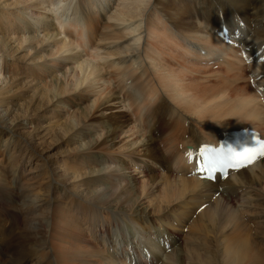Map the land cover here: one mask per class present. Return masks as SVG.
<instances>
[{"label":"bare ground","instance_id":"1","mask_svg":"<svg viewBox=\"0 0 264 264\" xmlns=\"http://www.w3.org/2000/svg\"><path fill=\"white\" fill-rule=\"evenodd\" d=\"M118 1L116 7H113L114 11L111 13L110 0H64L61 9L59 8L58 12L54 14V17L52 15L54 9L51 11V7L48 5L51 4L50 1H48L47 5L46 1L43 0H12L10 4L4 5L0 3V10L6 11L8 8L7 11H9L5 13L0 12V34H3L4 36L3 38H0V57H2V67L9 68L7 62V59H9L10 63L21 65L23 68L21 73L16 76L12 74L10 78L0 84V128H8V134H10L9 143H7V141L4 142V144L7 143L5 144V148L11 154L14 151L17 152L16 150L19 152L23 148L26 153L30 154L36 147V144L33 141V136L30 140L24 137L20 138V133L18 132L20 126H18L17 123L10 122L13 112L22 109H18L20 107L19 102L24 96V93H22L21 90L24 89L30 91L31 89L32 93L30 92L31 94L29 93L28 96L30 97L32 95V97L27 106H30L32 103L35 104V102H37L36 104L43 103V101L46 100V102H44L36 111H33L38 117V122L44 121L43 125L36 127V129H42L41 131L45 133L44 136L53 133L62 136L64 139H68L67 143L74 145V147L68 154L66 160L70 157L73 158L75 152L81 155L84 153L89 159L86 163L89 162L88 165L91 166L82 171L74 167H68L67 170H58V168H56L51 171L53 180L50 182L48 181V184H46L44 188L40 187L41 190L39 192H35L32 195L29 191L24 193L23 196L25 197H23V204L21 207L23 210L16 215L13 213V216L17 218L16 221L14 220L16 223L15 229L18 231L17 235L21 238L17 240L14 239V241L0 239V246H3L2 249L0 247V264H54L47 248L48 240L53 238H50L47 232L43 233L45 235L44 238L38 237L41 233V226L44 223L43 219H46L47 221L48 217H51L52 224L51 221H49L44 227L51 229V225V227L55 228L57 231L55 232L57 235L64 237L60 245L63 249L64 257L55 255V259L58 264H69L71 263V256L73 254H69L66 251V235H70L71 238L78 240L84 238V236H89L86 233L87 230L88 232L93 230L96 235V240L98 242L103 241L105 236L102 234H104L103 232L105 230H108L106 223L109 225L113 224V222H106L103 216L107 214L108 217H113L114 214L117 215L120 212L124 213V215L121 216L123 217L122 222L117 225H112L114 226V229L118 228V230L128 229L130 231H138V229H133L131 224L126 220V217H132L133 219H140L141 223L145 222L146 224H154L159 230H163V228L160 229L161 227H164L166 230V235L160 236L157 234L155 238H152L149 243H146L145 246H142L141 248L142 251L149 254L152 263L156 262V260H162V263L168 264L174 260L175 254L180 260L185 261L186 252H183V249H181L182 247L180 248L178 246L177 250H173L169 252V254L167 253L170 245L174 240H178L179 235L171 232V229L169 228L170 226L166 220L157 218L155 214L157 209L159 214L169 212L172 217L175 218L177 214L174 210L171 211V207L174 205L176 206L178 203L177 201L183 203L185 196H190L188 197L189 200H185L187 202L185 203L184 201L185 204L183 203L182 206L184 207L189 202H195L196 207L199 206L201 209L197 214L200 216V220L207 219L211 222H217L219 226H230L239 221L237 215L241 214V212L253 216L255 211L253 212L252 209L255 206L257 210L260 208V206L256 204L255 198L251 195L252 191H255L251 190V187H257L258 185L259 188H263L264 156H260L257 159V162L253 165L241 168L239 171H229L223 179L220 178L219 175H216L215 181L209 180L206 177L204 179L202 178V174H200L198 169V160L200 158V149L203 147L204 143H209L218 147L221 139L227 132L232 130H257L262 134L261 137L264 139L263 106H259L257 104L259 101L255 102L256 99L252 101L245 100L242 103L237 102L235 107L233 105V108H235L237 112H235L236 110L231 112L238 115L239 112L241 114L244 110V112H246L244 115L248 116L244 119H251L248 120L249 123H242V120L239 121L241 123L238 124L228 123L229 120H227V123L216 122V120L221 121L222 119L223 121L225 118L228 119L227 117L231 115L230 113L228 114L230 111L224 107V110H227L226 114L224 111L221 112V105L217 104L218 100L216 102L211 100L215 102V109L211 110L210 105H200L196 102V98L193 99H196V101H192V98L189 99L188 97H182L184 96L183 93L185 91H193L195 87L192 86L197 87L198 85L194 83V85L182 86L181 83L184 78H181L178 73L174 72L169 67L166 68L165 65V56L169 55L167 52L169 49L168 46L175 48V46L178 45L180 46L179 51L183 53V56L184 54L191 56L188 60V67H192L191 70H195L197 73L203 69H207V66L205 67L204 65L209 62L208 59L210 58H221L224 56L223 59H225V61H230V59L236 61L237 58L230 57L236 55V53H243L246 57L250 59L255 58V61H257L252 66L253 75L263 76L264 42H257L255 35H253L254 30L252 27H246V25L243 24L244 28H241L239 25L233 23L239 19V16L235 15V12L239 13V6H237V8L234 6L239 0H213L215 3H218L219 6H225L223 15H221V13H214V18L209 17L205 21H203V19H206L207 15H211L206 11L205 3H209L212 0H196L195 9H192V11L189 10V8L182 10V16L185 18L184 22L187 25L192 26V29H189L188 33L184 35L177 32L173 37L169 35L170 30L167 29V33L165 34V29L163 27L161 29L158 28L156 21L159 17H165L157 12V5H161L165 8L166 12H168L173 9L170 7V5L173 4L172 0H165V2L161 0ZM187 1L190 2V0ZM250 1V3H252V0ZM260 1L262 0H255V4H253L254 7L252 8L249 6V2L247 4L249 6V12L259 11V14L255 15L257 20L256 25L264 28V2H262L261 8H258L256 5ZM107 2H109L108 6L105 9H102ZM160 2H163L164 4H160ZM13 4L14 6H12ZM148 7L151 8V17L153 20L148 18L147 22L146 13L149 10ZM10 9H14V11ZM187 13H190L192 17ZM70 15L72 17V20L70 19L71 23L68 21ZM91 18L94 21H91ZM159 24L162 26L163 22L160 21ZM36 25L38 29L40 26V31H38L37 27L35 29ZM77 25H81L79 32L76 28ZM97 25L101 26L103 32H99L100 29L95 27ZM95 29H97V31H95ZM6 30L14 32V35H16L17 31L18 33L23 32L27 37L16 38L17 35L15 37H10V35L6 36ZM219 32L228 37L230 43L227 44L223 41V36L220 38L218 34ZM83 33L87 34V39H85L86 37L81 38L82 40H85H83L84 42L72 41V36L78 38ZM39 34H42V36L40 35L41 37H39ZM61 35H63V37H60ZM98 35H100V37L97 39V43L102 45L101 49H99V47L96 48L95 46L92 47L95 51L93 59L81 58L82 54L80 53L81 50L79 51V48L84 47L82 49L85 51V47L90 46L89 43L93 41H91V39H96ZM24 44L28 47L27 49L23 48ZM52 47H54V49ZM29 50L30 52L28 55L25 53L27 55L25 59H22V56L25 54L19 56L20 52H28ZM225 55H227V57ZM50 59L54 61L50 62ZM193 59H195L199 65L203 66L198 67L197 65H194L195 63L191 64ZM64 65H67L65 68V74L61 76L62 78H59V71L64 69ZM150 69H152L151 73L153 78H150ZM68 70H70L69 75L73 74L74 77L77 72V77L73 78L74 88L71 91H67L65 88L63 89L64 86H62L66 81L65 79L69 77L67 75ZM185 70L188 72V69L185 68ZM40 72H42V75L50 77V90H48V86H45V88H47L45 91L39 89V82L35 79L40 76ZM103 73L105 77H107L109 73H112L115 76V79H120V82L117 81L120 84L129 81L132 82L134 80V89L129 93H126L125 90L122 91L125 93L123 95L121 94L122 92L116 93V91H113V88L111 89L108 87L109 85L107 87L103 86V88L102 85L104 84H100L101 82H104ZM190 77H192V75ZM256 78L257 77L255 76L254 79ZM154 79L157 81H153ZM155 82L158 83L159 88L161 87L165 92H169V94H171V99L175 100L178 105L180 104L179 106L184 111L194 114V112H192L195 111L193 108L196 110L201 108V110L197 112L195 111L196 115L205 114L204 116L208 120L216 123L212 124L209 121L211 125L208 126L209 123L207 121L208 125H205L206 129L204 130L209 138L207 141H204L203 139L202 142L201 137L198 135L199 133L193 131L191 128L187 130V133L189 132L191 135L189 137H192L194 146H192L193 144L190 145L188 142H184V144L182 143L181 145L182 147L184 146L183 150H180V146H177V144L176 146L170 144L171 147H173L171 153L163 149L171 155L167 157L168 160H165L167 161V167L169 168L170 174L163 179L165 188L161 197L155 198L152 202H147L149 205L145 206L141 201L139 202L138 199L130 198L136 203L134 210L132 211L128 209L125 211H118L116 210V207L118 206L114 203L122 202L119 195L120 192L125 189V191H130L129 194H133L137 185L136 183H139L137 181L138 179L140 180L139 177L142 176V174H129L127 176L128 171L125 163H133L134 158L137 157L141 162L140 166H142L150 161L149 159L157 158L158 151V147L154 145L151 136L152 134L144 136L136 128H128V126H130L127 125L128 119L125 118V121L123 120L126 115V111L123 110V107L127 106L130 109L132 108V113L143 114V94L145 92H152V95L154 96L153 101L156 102V105L159 102V104H161L163 97L159 95V99H157L156 92L160 91V89L155 85ZM257 86L264 91V84L260 83L257 84ZM99 88H101V91L95 94V96H99L97 99L99 104L97 105L95 100V102L93 101L91 105L87 106L89 116L85 117V115L80 112V109H75L70 114L72 120L63 122L56 120L59 115L55 113L62 112L66 107L70 106L68 102L61 101L64 99V96H76V93H83V95H86L87 92L92 93L94 90H100ZM196 91L193 92L196 93ZM200 97L199 99H201ZM212 97L214 98V95ZM215 97L218 99V96ZM251 99L253 98L251 97ZM70 100H79V98H72ZM203 103L206 104L207 102ZM252 103L254 106L250 109ZM164 104L166 105V103H163L164 111H166L167 108L165 109ZM103 108L105 111L101 110ZM107 110L109 111L108 113L113 116L109 117L108 115L110 114L105 113ZM97 111H99L100 114H96V116H100L101 120L96 124V122H92V118L95 117L94 113ZM167 114L168 116L165 118H167L168 122L166 123H169V120H176L182 117L181 112L178 111L177 108L176 110L172 108L170 111H167ZM244 115L242 114L240 117H236L237 119H243ZM178 121L177 123L180 124ZM120 139H128L126 153H122V157H120L122 160L121 166L112 169L110 165H102L106 167L101 166V168H99L102 163L105 164L104 162L107 157L99 159V154L97 153L98 146L103 142V144H106L107 147L111 148L113 144L118 143ZM168 140L170 141V139ZM0 143H2L1 138ZM164 143L166 145V142ZM14 145H17V148L19 149L14 148ZM113 152L114 151L112 150V153ZM31 157L32 154L28 158L29 161L31 160ZM109 161H111L112 164L114 163L110 157L107 159V163H109ZM145 166H148V163L145 164ZM63 167L67 168V166ZM109 174L113 175L111 180L107 178V175ZM4 176L5 174L3 176L0 175V181L3 180ZM41 177L42 172L36 174L34 178L39 179ZM56 178H58V181ZM124 178H129L128 184L130 186L124 185L123 189H117L116 187L119 185V181ZM158 179L161 180V176H158ZM64 187H66V190ZM143 188L146 189L147 186H144ZM219 189L221 190L219 191ZM56 191L60 193L62 198L51 196V192ZM192 195H197L200 198L195 199V197H191ZM26 199L28 200L25 201ZM62 199L65 201H72L73 203L76 202L79 205L78 208L74 206L76 208L72 210L70 218H66L64 214L59 216L55 213L57 207L55 200ZM192 205L194 207V204ZM2 206L0 203V208H2ZM77 209H83L84 223L78 218L79 212ZM263 210L264 209H262V211ZM74 211H76L75 215ZM262 214H264V211ZM89 215H91L90 218L92 219L88 218ZM189 215L190 214H188V216ZM258 217L256 219L258 220L257 223L263 226L262 223L264 221L262 219H260V221ZM153 219L156 220L153 221ZM20 221L23 222V224L20 223ZM78 224H81L83 229H79ZM119 224L122 225L118 226ZM83 230L85 232H83ZM88 241L89 240L87 239V242ZM105 242L107 243L108 241ZM238 247L244 252H247L248 248L244 241L240 242ZM110 249L111 251L109 253L102 252V255L92 247L79 253H82V257H97L96 262L105 260L106 264L132 263L131 256L127 262L118 255L114 244L111 243ZM125 250V247H123L121 252L125 253ZM131 251L135 255L136 249L133 248ZM59 252L60 250L56 249V253ZM225 255H230V252H226ZM139 256L140 259L147 258V256H145L144 253H141V251L136 254V258L138 259ZM138 261L139 260H133L135 264ZM145 262L146 261L143 263L145 264Z\"/></svg>","mask_w":264,"mask_h":264},{"label":"rangeland","instance_id":"2","mask_svg":"<svg viewBox=\"0 0 264 264\" xmlns=\"http://www.w3.org/2000/svg\"><path fill=\"white\" fill-rule=\"evenodd\" d=\"M43 1H46V5L48 4V1L51 2V4H48V5L51 7V11L54 9L52 12L53 17H54V14L56 12H58L59 8L61 9V6L64 3V0H60V1H58V0H48V1L43 0ZM116 1L110 0L111 13L114 11V8L116 7L117 3L119 2L118 0H116ZM161 1L165 2V0H161ZM11 2H12V0H1L0 1V3L2 5L10 4ZM248 2L250 3L251 1L250 0H239V2H237L234 5L236 8H237V6H239V13L235 12V15H238L239 19H237L233 23L239 25L241 28H244L243 24H245L246 27H248V26L252 27L254 30L253 35H255L257 42L258 43L264 42V28H261V27L256 25L257 20L255 18V15L259 14V11H250L249 12V6L251 8L254 7L253 4H255V0H252V3H250L249 6L247 4ZM262 2H264V0H262L256 4L258 6V8L262 7V5H261ZM108 3L109 2H107L106 5L104 6V8H102V9H105L108 6ZM172 3L173 4H171L170 7L173 9L169 10L168 12H166L165 8H163L161 5H159V4L157 5V7H156L157 12H159L165 16L164 18L159 17L158 20L155 19L157 21V26L160 29L163 27L165 29L164 30L165 34L167 33V29L170 30L169 35L172 37L175 36L177 34V32L181 35H184V34L188 33L189 29H192V26H189L184 22L185 18H184V16H182V10L189 8V10L192 11V9H195L196 0H190V2H188L187 0H172ZM160 4H164V3L160 2ZM12 6H14V4ZM0 7H1V5H0ZM205 7H206V11L208 13H210L211 15H207V18L203 19V21L207 20L209 17L214 18L215 17L214 13H216V14L221 13V15H223V12L225 9V6H223V5L219 6L218 3H215V1H213V0L210 1L209 3H205ZM148 9L149 10L146 13V15H147L146 21L147 22H148V18L152 19V17H151L152 11L150 10L151 8L148 7ZM7 10H8V8H7ZM7 10L6 11L0 10V12L1 13L9 12ZM10 10L14 11V9H10ZM187 14L190 15V13H187ZM248 15H249V17H248ZM252 16H253V18H252ZM190 17H192V16L190 15ZM201 18H203V17H201ZM70 19L72 20L71 15H70V18L68 19V21H70V23H71ZM91 21H94V20H92V18H91ZM160 21L163 22L162 26L159 24ZM55 22H56V20H55ZM152 24H154V23H152ZM55 25H56V23H55ZM97 26H95V27L99 28L101 30V31L99 30V32L100 33L103 32L101 26L100 25H97ZM36 27H37V25L35 26V29H36ZM76 28L78 29L77 31L79 32V30L81 29V25L80 26L77 25ZM37 29H38V27H37ZM40 30L41 29L39 26L38 31H40ZM95 31H97V29H95ZM5 35L6 36L10 35V37L11 36L15 37L17 35L16 38L17 37L18 38L19 37H23V38L27 37V35L26 34L24 35L23 32L18 33V31H17L16 35H14V32H9L8 30H6ZM40 35L42 36V34H39V37H41ZM3 37H4L3 34H0V38H3ZM60 37H63V35H61ZM99 37H100V35H98L96 39L92 38L91 41L92 40L93 41L91 43H89L90 46L85 47V49H86L85 51L82 49L84 47L79 48V51L81 50L80 53L82 54L81 58H83V59H86V58L87 59L88 58L93 59L94 58V55H95L94 52L95 51H94V49H92V47H94V46L96 48L99 47V49H101V47H102V45H99V43H97V39ZM71 38H72V41L84 42L85 40L83 39L84 40L83 41L81 38L87 39V34L83 33L78 38H76L74 36H72ZM220 38H222V37H220ZM225 42L227 44L230 43L229 40L225 41ZM168 47H169V49L167 50V52L169 53V55L165 56L166 68L169 67L174 72L178 73L181 78H184L183 82L181 83L182 86H190L191 84L194 85V83L198 85L197 87L192 86V87H195L193 91H196V89H197L196 93L193 92L192 90L185 91L184 92L185 94L183 93L184 96H182V97H185V98L188 97L189 99L192 98L191 99L192 101H196V99H197L196 102H198L200 105H203V104L204 105H210L211 110L215 109L214 103L218 100L217 104L221 105L220 106L221 112L224 111L226 114L227 110H224V107H226L230 111V112H228V114L230 113L231 115L228 116V114H227L228 119L225 118L223 121H222V119H221V121L216 120V122L227 123V120H229L228 123L238 124V123H241L239 121L242 120V123H246V124L249 123L248 120H251V119L250 118L244 119V118L248 117L247 115H244L246 113V112H244V110L242 111L241 114L239 112L238 115H236V113H234V114L232 113L233 111L236 110L235 108H233V105L235 107L237 105V102L242 103L245 100L252 101V100L256 99L255 102L259 101V102H257V104L259 106L262 105L264 108V91L261 90L262 88L260 89L259 86H257V84H260V83L264 84V75L263 76L253 75L252 66L257 62V61H255V58L250 59V58L246 57L243 53H241V54L236 53V55H233L232 57H230V58H237L236 61H233L231 59H230V61H225V59H223L224 56L221 58L220 57L219 58L213 57V58L208 59L209 62L204 65L205 67L207 66L206 67L207 69H203L204 71L202 70V71L197 73V72H195V70H191L192 67H188V65H189L188 60L191 56H189L187 54H184V56H183L182 55L183 53L179 51L180 46L177 45V46H175V48H172V46H168ZM23 48L27 49L28 47H26V45L24 44ZM49 48H50V46H49ZM52 48L54 49V47H52ZM82 50H83V52H82ZM29 52H30V50L28 52H24V51L20 52L19 56H22L25 53H27V55H28ZM27 55L26 54L23 55L22 59H25V57ZM227 55H225V56L227 57ZM51 61L53 62L54 60L50 59V62ZM7 62H8L10 69L2 67V57H0V84H2L3 81L10 78L12 76V74H14L16 76L17 74L21 73V71L23 69L21 65L10 63L9 59H7ZM191 62H190L191 64L195 63L194 65H197L198 67L203 66V65H199L197 63V61H195V59H193ZM66 66L67 65H64V69H61L59 71L60 72V74L58 75L59 78H62L61 76L65 74ZM68 67H71V66H68ZM185 68L188 69V72L185 70ZM151 71H152V69H150V71H149L151 74L150 78H153ZM69 74H70V70H68V74H67L69 77L66 78L65 79L66 81L62 84V86H64L63 89L65 88L67 91H71L74 88L73 87V85H74L73 78L77 77V72L75 74V77L73 76V74H71V75H69ZM39 75L40 76L35 79L36 81L39 82L38 83L39 89L41 91H45V90H47V88H45V86H48L49 87L48 90H50L51 89V87L49 85L50 84L49 83L50 77H46L45 75H42V72H40ZM191 75H192V77H190ZM255 76L257 77L256 79H254ZM196 77H197V79H196ZM103 79H104V82L100 83V84H102V83L104 84V85H102V87L103 86L107 87L109 85L108 87H110L111 89L113 88V91H116V93L122 92L124 90L126 91V93H129L130 91H132L134 89V85H133L134 80L132 82L129 81L127 83L120 84L119 83L120 79H118V78L115 79V76L112 73H109V75H107V77H105V75L103 73ZM117 81H119V82H117ZM153 81H157V80L154 79ZM125 85H126V88H125ZM155 85L159 88V85L157 82H155ZM99 89L100 90H94V92H92V93L87 92L86 95H83V93L82 94L76 93V96L75 95L64 96L63 97L64 99H62L61 101L62 102H65V101L68 102L70 104V106L66 107L64 109V111H62V112L55 113V114L59 115V117H58L59 119L57 118L56 120H60L62 122L72 120L70 118V116H71L70 114L75 109H77V110L80 109V112H82L85 115V117L89 116L87 106L91 105V103L93 101L95 102V100H96L95 103L97 105L99 104V102L97 101L99 96H95L96 93L101 91V88H99ZM159 89H160V91H157L156 95H157V99H159V95L163 97L161 104H159L160 103L159 102L156 105V102L153 101L154 96L152 95V92L151 93L145 92L143 94L144 95L143 96V101H144V108L143 109H144V111H142L143 114L132 113V108L130 109L127 106L123 107V110L126 111L125 112L126 115H125L123 120L125 121V118L128 119L127 125H130V126H128V128L132 129V127H134L137 130H139L144 136H148L149 134L150 135L152 134L151 136L153 138L154 145L156 147H158V151H157V158L149 159L150 161L147 162L148 166H145V164H147V163L140 166L141 162L137 157L134 158L135 163H134V161H133V163H130V162L125 163L126 169L128 171L127 176L129 174H135V175L136 174H139V175L142 174V176L139 177L140 180L138 179V181H137L139 183H136L137 185H136L135 190L133 191L134 192L133 194H129L130 191H125V189H124V191L120 192L119 195H120L122 202L121 203H117V202L114 203V204H116V206H118V207H116V210H118V211H120V210L125 211L128 209H130L132 211L134 210L136 203L130 198L138 199V201L139 202L141 201V203H143V205L145 206V205H149L147 202H149V201L152 202V201H154L155 198L161 197V195L164 192V188H165V183L163 182V179L168 177V174H170L169 168L167 167L168 166L167 161H165V160H168L167 157L171 155V154H169V152L171 153V150L173 147H171L170 144H172V146H174V145L176 146V144H177V146L179 145L180 150H183L184 146L182 147L181 145H182V143L184 144V142H188V144H190V145L193 144L192 146H194V143L192 141V137H189L191 135L189 134V132L187 133V130H189L191 128L193 131H196L199 133L198 135L201 137L202 142H203V139H204V141L205 140L207 141L209 138L207 137V134H205V131H204L206 129L205 125H208L209 121L212 124L216 123V122H213L211 120H208L204 116L205 114L204 115L198 114V116H197L196 112L201 110V108H199L198 110L193 108V110L196 111V112L192 111V112H194V114H192L188 111H184L179 106L180 104L178 105L175 102V100L171 99V94H169V92H165L164 90H162L161 87ZM206 91H209V92H206ZM21 92L24 93V96H23L22 100L19 102L20 107L18 109H20V108H22V109L17 110L16 112H13V115H11V118H10L11 119L10 122L11 123H17V125L20 126L19 131H18L20 133V138L24 137V138L30 140L31 137L33 136L34 137L33 141L36 144V147L33 150V152L31 151L30 154L26 153V151H24V148L21 149L19 152H18V150H16L17 152L14 151L12 154L9 153V151H7V149L5 148V144L9 143L8 141L10 140V134H8V128H6V129L0 128V133H1L0 138L2 139V143H0V175L3 176L5 174V176L3 178V180H5V181H3V180L0 181V186L2 185L0 188V189H2V190H0V198H1L0 203H1V206L3 205L2 208H0V227H1L0 228V239L6 240V241H9V240L14 241V239L17 240V239L21 238V237H19V235H17L18 231L15 229L16 223L14 222V220L16 221L17 218H15L13 216V213L16 215V214L20 213L21 210H23L21 208L22 204H23L22 200H23V197H25L23 195L26 191H29L31 193V195L35 192H39L41 190V188H44L45 185L48 184V181L50 182L51 180H53V178H52L53 175H52L51 171L56 169V168H58V170H60V169L67 170L68 167H74V168H77L78 170L82 171L84 169H87L88 167H91L88 165L89 162L86 163V161H89V159L84 155V153H83V155H81V154L75 152L73 158L70 157L68 160H66L68 158V154L73 150V147H74V145L67 143L68 139H64L62 136L56 135L53 133L48 134V136H44L45 133H43L41 131L42 129H39V128L36 129V127L42 126L44 121L38 122V117L36 116V114L33 111H36L44 102H46V100H44L43 103L36 104L37 102H35V104L32 103V104H30V106H27L31 100L30 98L32 97V95L29 97L28 94L30 92L32 93V90L30 89V91H26V90L22 89ZM210 92H212V93H210ZM121 94L124 95L125 93L122 92ZM211 94L214 95V98L212 97L213 95H211ZM215 96H218V99ZM220 96L223 98V100ZM199 97L201 99H199ZM248 97L250 99L252 97L253 99L250 100ZM72 98H76V99L79 98V100L72 101V100H70ZM194 98H196V99L193 100ZM211 100H214L215 102L211 101ZM203 102H207L208 104L207 103L205 104ZM151 103H152V105H151ZM163 103H166V105L164 104L165 109L167 108L166 111H164ZM227 103L229 104V106ZM77 104H79V105H77ZM252 104L250 105L251 106L250 109H252L253 108L252 106H254V104L253 105ZM172 108H174V110H176V108H177L178 111L181 112L182 117H180L176 120H169V123H166V122H168L167 118H165L168 116L167 111H170ZM231 109H233V110H231ZM101 110L105 111L104 108ZM76 112H78V111H76ZM108 112L109 111L107 110L105 113L110 114ZM235 112H237V110ZM94 114H95V117L92 118V120H93L92 122H96V124H97V122L98 123L100 122L101 117L96 116V114L99 115L100 112L97 111ZM242 114L244 115L243 119L242 118L237 119L236 116L240 117V115H242ZM199 115L202 119L199 117ZM201 115H203L204 117ZM14 116H16V117H14ZM108 116L111 117L113 115L110 114ZM203 118H205V119H203ZM177 121L180 122V124L177 123ZM207 121H208V123H207ZM176 123H177V125H176ZM205 123H207V124H205ZM211 123H209L208 126H210ZM183 128H184V130H183ZM91 134H93V133H91ZM178 135H180V136H178ZM261 136H262V134H261ZM168 139H170V141H172L173 143L170 142ZM187 139H189L190 141ZM18 140H20V139H18ZM5 141H7V143L4 144ZM12 141H13V139H12ZM164 142H166V145ZM167 144L170 146V148ZM127 145H128V139H120L118 141V143L113 144V146L111 148L107 147L106 144H103V142H102L100 144V146H98L97 153L99 154V159H101V158L103 159L106 157L107 158H106V161L104 162L105 164L102 163L99 168H101L102 165H110V167L112 169H114V168L116 169L119 166H121L122 160L120 159V157H122V153H126ZM77 146H79V145H77ZM159 146H161V147H159ZM14 148L19 149V148H17V145H14ZM163 149H165L166 151H169V152H165ZM191 149H193V148H191ZM112 150L114 151L113 153H112ZM166 153H168V154H166ZM31 154H32V157H31V160L29 161L28 158L30 157ZM109 157L111 160H113V162H114L113 164L111 163V161H109V163H107V159ZM22 158H24L25 160ZM63 166H65V167L67 166V168H64ZM129 166H130V168H129ZM102 167H106V166H102ZM39 169H41V170H39ZM40 172H42V177L39 179H35L34 178L35 175L40 173ZM139 175H137V176H139ZM32 176H33V178H32ZM107 176H108L107 178L110 180L113 178L112 174H109ZM158 176H161L162 179L159 180ZM84 179H86V178H84ZM56 180L58 181V178H56ZM142 180H144V181H142ZM128 181H129V178L121 179L119 181V185H118L120 187L117 186L116 188L117 189H119V188L123 189L124 185L130 186L128 184L129 183ZM144 186H147V188L144 189L143 188ZM262 187L263 188H259L258 185H257V187H255V186L251 187V190H255V191H252L251 195L255 198V202L257 205L260 206V208H258V210H257V208L255 206L252 209L253 212L255 211L253 216L250 214L246 215V213L241 212V214L237 215V219L239 221L236 222L234 225H230V226L229 225L228 226H226V225L219 226L217 222H211L207 219L200 220V218H199L200 216L197 214L201 211V209L199 208V206L196 207L195 202H189L184 207L182 206V204L184 203L185 200H189L188 197H190V196H185V198L183 199V203L181 201H177L178 203L176 204V206L174 205L173 207H171V211L174 210V212H176V214H177L175 216V218L172 217V215L169 212L159 214L158 209H157L155 211L157 218L162 219V220H166L170 226L169 228L171 229V232L174 234L177 233L179 235L178 240H176V241L174 240L175 242L173 241V243L170 245V248L168 249L169 251H167V253L169 254V252H171L173 250H177L178 246L180 248L182 247L181 249H183V252H186L185 261L180 260L179 257L176 256V254H175L174 260L172 262H169L168 264H264V222L262 223L263 226H261V224L257 223L258 220H256L257 217L259 216L258 219L259 220L262 219L264 221V214H262V212L264 211V210L262 211V209H264V184H262ZM64 189L66 190V187H64ZM220 190L221 189H219V191ZM259 195H262V196H259ZM51 196L55 197V198H62L58 191L51 192ZM191 197H193V198L195 197V199L200 198L197 195H195V196L192 195ZM27 200L28 199H26L25 201H27ZM55 202L57 205V207L55 209L56 215L60 216V215L64 214V216L66 218H70V216L72 214V210H74V208H76V207L78 208V206H79L78 203H76V202L73 203L72 201H65L64 199L55 200ZM61 202H63V203H61ZM186 202L187 201H185V203ZM64 203H66V204H64ZM192 204H194V207ZM236 205H238V204H236ZM74 206H76V207H74ZM192 208H194L195 210ZM113 209H115V208H113ZM77 210L79 212L78 218H80L81 222L84 223L83 209H77ZM260 210H261V213H260ZM75 213H76V211H74V215H75ZM188 214H190V215L188 216ZM123 215H124V213L120 212L117 215L114 214L113 217L112 216L108 217L107 214H105L103 216L105 218L106 222L107 221L113 222V224H111V225L106 223L108 230H105L103 232L104 234H102L106 238V239L104 238L103 241L98 242L96 240V235H95V232L93 230H90V232H88V230H87L86 233L89 236H87V237L84 236L85 239L81 238V239L77 240L75 238L74 239L71 238L70 235L69 236L66 235L67 236V238H66V241H67L66 242V247H67L66 251L69 254H73L71 256V261H70L71 263H69V264H106L105 260L104 261L100 260L99 262H96L97 257H94V258L82 257V253H79V252L86 250L87 248L92 247L102 255V252H105V253L108 252L109 253L111 251V249H110L111 243L115 245L116 252H118V255L122 259H125L128 262L129 257L130 256L132 257V263L128 262L127 264H135L133 262V260H136V261L139 260L136 264H144L143 263L144 261L147 262V263L145 262V264H164V263H162L163 262L162 260H156V262L152 263L150 261L149 254L145 253L141 249L142 246H145L146 243H149L152 240V238H155V236L157 234L160 236L166 235V230L164 229V227L160 228V229L163 228V230H159L157 228V226L154 224H146L145 222L141 223L140 222L141 220L138 218L133 219L132 217H126V220L128 221V223L131 224L132 228L138 229V231H136V230L130 231L128 229L127 230H122V229L118 230V228L114 229L113 228L114 226H112V225H117L118 223H121L122 219H123V217H121V216H123ZM42 216H45V215H42ZM90 216L91 215H89L88 218H90ZM52 217H55V216H52ZM20 219H21V217H20ZM90 219H92V218H90ZM155 220L156 219H153V221H155ZM49 221H51V224H52L51 217H48L47 221H46V219H43L44 223L41 226V233L38 235V237L44 238L45 235L43 233L47 232L49 237L53 238L51 240L50 239L48 240L47 248H48V252L50 254L51 260L53 259L54 264H58L57 260L55 259V255L60 256V257H64L63 249L60 246L64 237L57 235L55 233L57 231L55 230V228H52L51 225H50L51 229L44 227ZM102 222H103V220H102ZM20 223L23 224V222H21V221H20ZM120 225H122V224H119L118 226H120ZM22 226H25V225H22ZM78 227H79V229H83L81 224H78ZM154 227H155V229H154ZM111 228H113V229H111ZM83 232H85V231L83 230ZM119 236H120V238H119ZM87 239L89 240L88 242H87ZM82 241H84V242H82ZM105 241H108V242L106 243ZM242 241L245 242L246 247L248 248L247 252H244L243 250H241L238 247V244ZM167 246H168V244H167ZM0 247H1V249L3 248V246H0ZM123 247H125V249H126L125 253L121 252V249ZM133 248L136 249L135 255L131 251V249H133ZM56 249H59L60 252L56 253ZM137 249H139V250H137ZM140 251H141V253H144L145 256H147L146 259H140V256L138 257V259L136 258V254L140 253ZM226 252H230V255H225ZM2 258H3V256H2ZM134 258H136V259H134Z\"/></svg>","mask_w":264,"mask_h":264},{"label":"snow or ice","instance_id":"3","mask_svg":"<svg viewBox=\"0 0 264 264\" xmlns=\"http://www.w3.org/2000/svg\"><path fill=\"white\" fill-rule=\"evenodd\" d=\"M200 152L209 172L215 171L217 164L238 170L240 167H246L254 163L257 157L264 156V142L256 141L254 147H249L243 143L220 149L201 147ZM205 152L208 154L205 155Z\"/></svg>","mask_w":264,"mask_h":264}]
</instances>
